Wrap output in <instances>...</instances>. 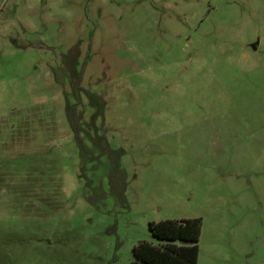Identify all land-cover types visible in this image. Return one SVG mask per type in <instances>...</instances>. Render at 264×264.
Instances as JSON below:
<instances>
[{"label":"rangeland","instance_id":"rangeland-1","mask_svg":"<svg viewBox=\"0 0 264 264\" xmlns=\"http://www.w3.org/2000/svg\"><path fill=\"white\" fill-rule=\"evenodd\" d=\"M197 217L199 264H264V0H0V264Z\"/></svg>","mask_w":264,"mask_h":264},{"label":"trees","instance_id":"trees-1","mask_svg":"<svg viewBox=\"0 0 264 264\" xmlns=\"http://www.w3.org/2000/svg\"><path fill=\"white\" fill-rule=\"evenodd\" d=\"M80 142L82 150L87 152L84 142ZM203 228L201 217L153 221L150 229L158 242L142 241L138 244L131 264H199Z\"/></svg>","mask_w":264,"mask_h":264},{"label":"crops","instance_id":"crops-1","mask_svg":"<svg viewBox=\"0 0 264 264\" xmlns=\"http://www.w3.org/2000/svg\"><path fill=\"white\" fill-rule=\"evenodd\" d=\"M201 255H202V250H201V253H200V260H201ZM200 260H199V262H200Z\"/></svg>","mask_w":264,"mask_h":264}]
</instances>
